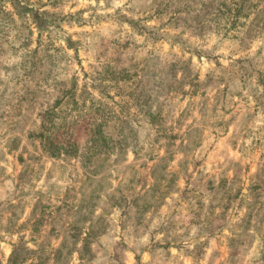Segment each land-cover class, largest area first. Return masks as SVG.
<instances>
[{
  "label": "rangeland",
  "instance_id": "1",
  "mask_svg": "<svg viewBox=\"0 0 264 264\" xmlns=\"http://www.w3.org/2000/svg\"><path fill=\"white\" fill-rule=\"evenodd\" d=\"M0 264H264V0H0Z\"/></svg>",
  "mask_w": 264,
  "mask_h": 264
}]
</instances>
